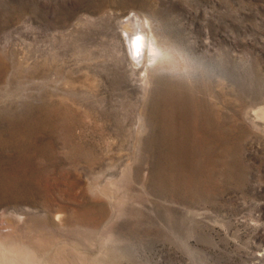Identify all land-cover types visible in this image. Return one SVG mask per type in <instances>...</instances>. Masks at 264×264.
Listing matches in <instances>:
<instances>
[{
    "label": "rangeland",
    "instance_id": "obj_1",
    "mask_svg": "<svg viewBox=\"0 0 264 264\" xmlns=\"http://www.w3.org/2000/svg\"><path fill=\"white\" fill-rule=\"evenodd\" d=\"M130 16L195 74L143 95ZM263 112L264 0H0V236L44 263L264 264Z\"/></svg>",
    "mask_w": 264,
    "mask_h": 264
},
{
    "label": "bare ground",
    "instance_id": "obj_2",
    "mask_svg": "<svg viewBox=\"0 0 264 264\" xmlns=\"http://www.w3.org/2000/svg\"><path fill=\"white\" fill-rule=\"evenodd\" d=\"M120 28L121 35L125 38L127 54L131 62L136 65L134 68L130 67V69L134 73L136 71H141L142 77L139 89L143 95L147 92L151 83L148 74L153 68H159L162 72H170L177 75L192 76L195 74V71L187 69L184 65L177 63V52L168 45L167 41L163 42L160 40L159 35L155 32L153 24L149 19L140 18L139 16H130L121 21ZM126 33H139L145 36V41L143 43L147 47V54L142 52L139 56H130ZM169 63H171V65H167ZM209 73L212 77L215 75L213 69ZM220 74L217 76L221 78ZM262 118L264 119V112L262 113ZM135 144L136 143H134L133 146H135ZM14 230L15 227L12 228L10 232L6 231L0 236V264H71V257L65 252L53 255L50 262L44 263L40 258V253L43 251L40 252L39 248L35 245H24L22 240L14 236Z\"/></svg>",
    "mask_w": 264,
    "mask_h": 264
},
{
    "label": "clouds",
    "instance_id": "obj_3",
    "mask_svg": "<svg viewBox=\"0 0 264 264\" xmlns=\"http://www.w3.org/2000/svg\"><path fill=\"white\" fill-rule=\"evenodd\" d=\"M127 44L129 46V55L130 56H139L143 52L147 54V47L143 43L145 41V36L136 33L128 34L126 33Z\"/></svg>",
    "mask_w": 264,
    "mask_h": 264
}]
</instances>
